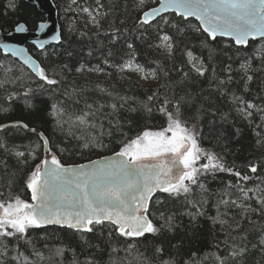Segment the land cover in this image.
Segmentation results:
<instances>
[{
	"label": "trees",
	"instance_id": "trees-1",
	"mask_svg": "<svg viewBox=\"0 0 264 264\" xmlns=\"http://www.w3.org/2000/svg\"><path fill=\"white\" fill-rule=\"evenodd\" d=\"M52 1L57 10L59 42L41 50L31 45L27 48L57 83L46 85L18 61L0 52V81L5 82L0 87V107L7 109L0 111V123L21 121L30 128L40 130L49 139V146L61 163L87 161L119 150L122 141L145 128L165 125L166 118L156 110L154 104L150 105L151 113L144 110L130 112L129 108L137 107L136 102L146 100L153 91H159L163 98L165 90L158 88V85L184 79L185 84L176 89V95L189 92L194 97V103L182 111L185 119L198 125L201 146L222 155L227 166L235 165L242 175L252 177L248 181H240L241 186L255 188L259 185L264 188V183L256 179L260 177L264 180V145L256 144L260 138L257 133L264 136V127L257 125L264 122L260 120V114L253 110V123L250 125L236 111L237 105L231 99L232 94H235L245 101L264 106V70H261L264 64L257 54L258 48L264 50V42L250 40L245 47L234 45L230 39L217 37L205 47L206 34L195 31L199 26L197 22L194 19L184 20L173 13L143 23L140 20L142 12L155 6L157 0H143L142 3L141 0H99V5H102L99 9L97 0H75V3L73 0ZM84 7L96 16L98 24L89 27L85 23L83 12L80 11ZM42 19L40 12L25 0H0L2 31L13 29L18 22L33 29ZM165 19L167 24L163 22ZM173 25H178L184 31L179 32ZM165 34L173 38L174 51L171 55L159 47L160 37ZM128 44L133 45L135 63L147 71H157L152 84L142 85L126 74L125 69L121 71L114 67L130 59L129 53L133 50L128 48ZM210 49L214 53L211 60L208 59ZM189 50L193 53L194 62L197 57L204 60L208 67L204 76H199L192 64L188 63ZM106 60L108 63H105ZM245 60L251 65L248 74L254 75L253 81L248 84V91L244 89V73L240 67ZM229 65L230 73L226 71ZM81 67L83 70L78 72L77 69ZM164 72L168 73L167 77ZM184 73L188 74L186 78ZM229 74L233 79L224 88L223 95L215 83L210 86L213 76L226 79ZM29 89L32 91L28 92ZM12 93L16 95L9 100L8 96ZM124 96L135 98V101L130 99L124 108L113 113L108 105ZM52 104L67 111V115L62 117V127L58 126L57 117L51 115ZM89 104L97 113L90 117L94 128L80 125L75 120L76 116L89 111ZM99 105L105 107L98 110ZM225 114L226 120L222 119ZM109 132L111 135H108ZM89 138L99 140L104 147L99 144L82 147ZM0 139L6 142L7 148V151L0 149V161L8 164L7 169L0 164V193H13L29 201L31 193L26 187V179L35 164L42 159V141L34 133L17 127L0 130ZM17 151L25 153L27 164L20 163L14 156ZM29 153L36 159H31ZM249 163L257 165L256 173L249 170ZM202 182L208 189V193L204 194L208 203L203 205L205 215L195 220L187 214L195 209L186 203L183 195L171 197L157 192L149 202L153 223H162L158 219L160 213L174 215L175 228L171 231L165 229L158 234L146 233L143 237L126 238L114 231L109 236L112 225L107 222L95 226L92 233H80L66 227H34L28 232L30 244L13 238L0 240V251L4 243L8 245L7 255L0 257V260L3 264H25L23 256L19 261L13 259L23 252L28 257V264H72L74 258L78 264H85L89 257L96 264H161V261L169 260L174 261V264H218L216 256L227 257L225 264H264V252L259 247V229L264 228L260 221L264 218L252 214L251 220L256 222L253 226L249 224L247 216L241 219L239 209L220 206L221 212H228L223 218L234 227V217L241 224L240 232L247 233L246 240L241 241L240 233L225 226L232 236H236L237 244L248 248L242 257L237 258L228 256L229 245L224 243L226 232L222 231L219 223L214 224L210 219L217 215L214 205L221 198L219 192L229 182L235 185L237 178L230 173L217 172L215 176L203 177ZM229 191L230 197L224 198L237 199L242 195L235 187ZM201 196V190L194 187L190 198L199 201ZM250 202L253 207L257 206L254 198ZM232 242L229 237V244ZM128 244L135 247L126 251ZM157 248L162 251L157 252ZM58 249H63L62 256L56 255ZM35 252L42 253L43 259L37 257Z\"/></svg>",
	"mask_w": 264,
	"mask_h": 264
},
{
	"label": "snow or ice",
	"instance_id": "snow-or-ice-1",
	"mask_svg": "<svg viewBox=\"0 0 264 264\" xmlns=\"http://www.w3.org/2000/svg\"><path fill=\"white\" fill-rule=\"evenodd\" d=\"M143 0H141V3ZM75 3V0H73ZM98 9L102 7L97 0ZM12 6L11 4L9 5ZM172 7L176 10V14L182 19L187 20L189 17H195L199 21V26L195 28L196 32L206 34V44L214 42L217 36H226L231 38L234 45L245 46L249 45L250 39L255 41L259 39L264 42V0H160L158 8H151L143 12L142 22L148 23V18L159 13L161 9ZM80 11L89 13L90 18L94 23L98 24L96 16H93L89 8H81ZM97 14H99L97 10ZM165 24L168 21H163ZM40 28H44V24H40ZM179 32L184 29L178 25H173ZM24 26L20 25L16 31H23ZM56 38V37H54ZM162 47L167 50L169 55L174 51L173 38L167 34L160 37ZM43 45H41L42 47ZM130 50H133V45H127ZM0 49L6 53L11 52L12 55H22L23 49L16 51V45H10L0 42ZM257 54L261 56L262 64H264V50L257 49ZM190 58L188 63L192 64L194 70L199 76H204L208 71L204 60L195 58L192 59V51H187ZM130 59L121 65H114L121 71L125 68H133L134 71L142 72L143 68L138 63H135L134 50L129 53ZM214 56L212 50H209L208 59L211 60ZM25 63L32 67L34 72H37L41 80L48 84H56L57 81L50 79L43 67H39L33 63L31 56L25 59ZM105 63H108L106 60ZM65 67H67L65 65ZM244 76V89L248 91L249 82L253 81L254 75L248 74L251 71V65L248 60L241 64ZM83 67L77 71H82ZM103 71V69H99ZM261 70H264L262 68ZM215 69H213V72ZM231 72L230 65L226 69ZM151 75H157V71L153 70ZM184 73V77H187ZM167 77L168 73L164 72ZM232 76L229 74L226 79H217L215 76L210 80V86L215 83L217 89L224 94V88L232 82ZM5 82L0 81V87H3ZM185 80L181 79L167 85H158V88H164L165 94L163 98L159 91H153L147 96L144 101H137V107H130V112L144 110L152 112L150 105H156V110L164 115L166 123L158 129L145 128L134 137H128L121 142L119 151L113 153V156L103 157L104 163L101 161H90L93 165L88 171H84L85 165H65L61 163L55 152L49 146V139L43 132H37L35 128H30L28 124L17 121L14 124L0 123V130H5L9 127H17L26 129L34 133L43 147L48 149V153L28 174L26 179V187L31 193V201L22 199L19 195L12 196L11 193L0 199V240L7 241V238H13L16 241H25L30 244L28 238L29 229L39 228L48 224H59L67 226L80 233H92L95 226L104 225L105 222L112 225V230L109 231V236L118 233L121 237L136 238L143 237L145 234H158L163 230L169 231L175 228L174 215H165L160 213L158 219L162 221L159 225L153 223L150 216L153 215L149 207V202L153 199L156 192L166 193L171 197L184 196L185 201L195 211H190L187 214L195 220L198 216L205 215L203 205L208 203V189L202 182V177L207 175L215 176L217 172L230 173L237 178V183L233 185L231 182L225 189L219 192L220 199L214 205L217 209V215L210 217L214 224L219 223L222 231L226 232L224 243L229 245L227 251L228 256L232 258L242 257L247 251V247H242L237 244L236 236H232L231 231H227V225L232 231L240 233L241 241L246 240L247 233L240 232L241 224L235 221L233 217L234 227L229 224V220L223 217L228 215L227 211L221 212L220 206L225 209L235 207L242 213L241 219L245 216L248 218L250 225L255 226L256 222L251 220L252 214H259L264 218V188L256 185L255 188H246L240 185V181H248L252 179L247 174L242 175L241 171L235 169V165L229 167L225 163L224 157L219 153L205 149L200 144V133L196 125H190L185 119L182 109L194 103V97L191 93L185 92L183 95H176V89L182 88ZM43 87V85H41ZM29 89L28 92H31ZM27 92L25 95L27 96ZM16 93L8 96L11 100ZM111 95V93H109ZM135 101V98L127 96L118 97L117 102H113L108 107L113 113H117L125 107L129 100ZM231 99L237 105L236 111L239 115L251 125L253 123L254 111L260 114V120L264 122V106H259L251 101H245L242 97L232 94ZM89 111L75 117L80 125H90V117L97 113L93 111L92 105H87ZM105 105H99L98 110H102ZM51 115L57 117L58 126H63V115H67L66 109L57 104L51 105ZM254 110V111H253ZM0 111L7 109L0 107ZM222 119H227V114L222 116ZM117 127L119 123L117 122ZM264 127V123L257 125ZM237 134L239 129L236 130ZM111 135V132L108 133ZM257 139V146L264 145V136ZM82 139V138H80ZM100 144L99 140L89 138L87 143L82 147H95ZM40 145L38 144L37 147ZM0 149L6 148V142L0 139ZM14 156L22 164L28 163V158L25 153L17 151ZM31 159L36 157L29 153ZM23 158V159H22ZM203 161V162H202ZM0 164L7 169L6 161H0ZM101 165L100 167H95ZM249 170L252 173L257 172V165L249 163ZM261 183L260 177H256ZM11 181L9 182V186ZM198 188L202 192L199 201L191 199L193 189ZM235 187L242 195L237 199L224 198L230 197V188ZM252 193V196H249ZM3 196V193H0ZM255 199L256 207H253L250 201ZM162 201H157L160 203ZM264 224V219L260 221ZM259 247L264 252V228L259 229ZM229 237L233 241L229 244ZM257 245H253L256 247ZM19 248V243L16 245ZM34 247V245H33ZM135 245L128 244L126 251L134 248ZM0 251V257L6 256L8 245L4 243ZM115 251V249H113ZM157 252L162 249L157 248ZM37 257L43 259L42 253L35 252ZM57 256L63 255V249H58ZM215 255V254H213ZM24 257L25 264H28V257L24 256L23 252H19L13 259L19 261L20 257ZM218 264H225L227 257L216 256ZM0 264L3 261L0 260ZM72 264H78L74 258ZM85 264H96L91 258H86ZM161 264H174V261H161Z\"/></svg>",
	"mask_w": 264,
	"mask_h": 264
},
{
	"label": "water",
	"instance_id": "water-1",
	"mask_svg": "<svg viewBox=\"0 0 264 264\" xmlns=\"http://www.w3.org/2000/svg\"><path fill=\"white\" fill-rule=\"evenodd\" d=\"M27 3L33 5L42 15V20L38 21L35 28L33 29H28L27 26L23 23V22H18L13 29L8 30V31H2L0 29V42L2 43H7L10 45H16L17 49L16 51L19 52L21 49H23V54L22 55H12L11 52H5L4 50L0 49L1 54L3 55H7L10 56L11 58H13L14 60L18 61L22 66L26 67L34 76H36L38 79H40V77L38 76L37 72H34L32 70V67L29 66V64L25 63V59L28 56H31L33 59V63H35L36 65H38L39 67H41V65L39 64V62L37 61V59L29 52L27 46L31 45L33 47H35L38 50L43 49L44 47L50 45V44H56L59 42L60 40V29H59V24H58V19H57V10L55 7V4L52 0H25ZM160 5V0H157V4L153 7L148 8L145 11L150 10L151 8H158ZM143 11V12H145ZM142 12V14H143ZM169 13H173L176 16H179L176 14V10L172 7H168L166 9H161L159 11V13L154 14L153 16H150L148 18L149 22H153L156 19L169 14ZM142 14H141V18H142ZM180 17V16H179ZM140 18V20H141ZM188 19H194L197 24L199 25V21H197L195 19V17H189ZM142 21V20H141ZM40 24H44L45 27L44 28H40ZM20 25L24 26V30L23 31H16V28L19 27ZM56 37V38H54ZM220 38H224V39H230L229 37L226 36H217ZM251 40V39H250ZM259 40V39H257ZM233 42V41H232ZM41 45H43L41 47ZM41 80V79H40ZM43 81V80H41ZM17 121H11V122H5L3 124H14ZM21 122V121H20ZM30 129V127H29ZM36 129V128H35ZM26 130V129H24ZM37 132H40V130L36 129ZM119 151V150H117ZM116 152V151H115ZM48 153V149L43 147V156L44 154ZM113 153H108V154H103L100 157L97 158H92L89 159L87 161H82V162H78V163H67L65 165H80L83 164L85 165V169L84 171H88L89 169H91L93 167V165H91L89 162L90 161H101V164L104 163L103 161V157H110L113 156ZM64 164V163H63ZM101 165H96L95 167H100ZM157 193V192H156ZM154 193V195L156 194ZM153 195V196H154ZM29 202H32L31 199L29 200ZM48 226H55V227H66L68 229H71L69 227L65 226H61L59 224H48V225H43L41 227H48ZM74 230V229H71ZM75 231V230H74Z\"/></svg>",
	"mask_w": 264,
	"mask_h": 264
},
{
	"label": "rangeland",
	"instance_id": "rangeland-1",
	"mask_svg": "<svg viewBox=\"0 0 264 264\" xmlns=\"http://www.w3.org/2000/svg\"><path fill=\"white\" fill-rule=\"evenodd\" d=\"M83 18H84V20H85V23L89 26V27H92L93 25H94V22H93V20L90 18V16H89V14H87L86 12H83ZM46 72V71H45ZM125 73L126 74H128V75H130L131 77H133L134 79H136L138 82H140L142 85H150V84H152L153 83V81H154V76L153 75H151V72L150 71H147V70H145V69H143V71L142 72H137V71H134L133 70V68H125ZM46 74L49 76V78L50 79H54V80H56L51 74H49L48 72H46ZM46 85H50V84H48L46 81H43ZM52 85V84H51ZM166 120V119H165ZM189 121V124L190 125H196L197 126V128H198V125L195 123V122H193V121H191V120H188ZM165 123H166V121H165ZM164 126V125H163ZM162 126V127H163ZM158 128H160V127H156V128H152V129H158ZM198 130H199V128H198ZM135 136V135H134ZM134 136H132V137H134ZM203 148H204V146H202ZM205 149H207V148H205ZM101 155H98V156H96V157H94V158H97V157H100ZM203 162V161H202ZM216 175V174H215ZM207 176H211L212 177V175H207ZM206 177V176H205ZM10 193H3V196H0V199H2V198H4V197H7L8 195H9ZM11 195L12 196H16V194H13V193H11ZM23 199V198H22ZM25 200V199H24Z\"/></svg>",
	"mask_w": 264,
	"mask_h": 264
},
{
	"label": "flooded vegetation",
	"instance_id": "flooded-vegetation-1",
	"mask_svg": "<svg viewBox=\"0 0 264 264\" xmlns=\"http://www.w3.org/2000/svg\"><path fill=\"white\" fill-rule=\"evenodd\" d=\"M202 178H203V177H202ZM202 178H201V179H202ZM126 238H128V237H126Z\"/></svg>",
	"mask_w": 264,
	"mask_h": 264
}]
</instances>
